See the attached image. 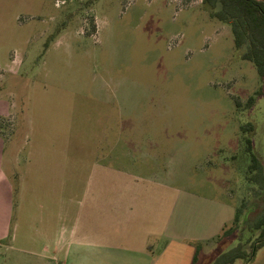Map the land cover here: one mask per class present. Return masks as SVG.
<instances>
[{
	"label": "rangeland",
	"instance_id": "obj_1",
	"mask_svg": "<svg viewBox=\"0 0 264 264\" xmlns=\"http://www.w3.org/2000/svg\"><path fill=\"white\" fill-rule=\"evenodd\" d=\"M243 52L204 0H0V135L14 185L0 264H189L194 250L178 240L156 256L162 213L184 229L193 215L215 222L198 233L210 239L197 264L235 246L238 234L211 237L233 220L226 204L246 202L251 218L264 206L246 150L250 137L264 166V81ZM131 181L133 208L105 200L101 211L95 197ZM179 186L204 199L176 203ZM2 220L0 208V230ZM234 264H264V246Z\"/></svg>",
	"mask_w": 264,
	"mask_h": 264
},
{
	"label": "trees",
	"instance_id": "obj_2",
	"mask_svg": "<svg viewBox=\"0 0 264 264\" xmlns=\"http://www.w3.org/2000/svg\"><path fill=\"white\" fill-rule=\"evenodd\" d=\"M204 3L211 16L231 25L236 46L244 49L243 58L255 63L264 81V0H204ZM260 90L262 91V89ZM254 100V97H250L247 105L251 106ZM253 128L252 123L242 127L244 131ZM246 142V150L252 157V163L248 169L251 173L249 178L257 182L260 189H263L264 166L254 151L252 139L247 137ZM246 206V202H243L236 209L234 219L226 223L217 236L218 240H223L233 238L238 234L236 238L238 243L221 252L210 264H234L239 259L249 260L255 256L257 250L264 246V206L253 218L250 217L251 210L246 217L244 216ZM258 206L261 207L260 204ZM244 220L247 221L251 234L255 230H260L259 236L251 244H249L251 234L245 239V233L242 230ZM195 247L193 264L198 263L204 243L197 241Z\"/></svg>",
	"mask_w": 264,
	"mask_h": 264
},
{
	"label": "crops",
	"instance_id": "obj_3",
	"mask_svg": "<svg viewBox=\"0 0 264 264\" xmlns=\"http://www.w3.org/2000/svg\"><path fill=\"white\" fill-rule=\"evenodd\" d=\"M6 152H7L6 141L0 135V197H2V199L0 200V208L2 209V217H3V220H2L3 226H2V229L0 230V239L5 238L10 232V226H11V221H12V212L14 209V197H13L14 185L12 182V178L10 177L8 169H7L8 166H7V158H6V155H8V153L10 151L8 153H6ZM11 157L12 156H10V158ZM96 183L97 182H95V185H96ZM139 185H141L139 181H134V182L131 181V183L118 184L117 186L113 187L112 197L108 196V195L104 196V194L96 196L95 200L97 201V205L100 201L101 211H109L108 208H105L104 204L105 205L110 204L112 207L111 209L113 211L116 210V212L119 210H122V206H126L127 210H128V208L129 209L133 208L129 204L125 205L123 202L126 200H129V199L132 202L134 200H136V195H135L136 193L133 189ZM185 187L186 186H179L178 188H175L174 192H175V194H178V195H175V199H176L175 202L176 203H178V201L181 198H186V200H190L189 197L197 198V199H199V198L204 199V197L198 196V193L194 192L192 190L185 192V190L183 189ZM191 187L195 188L193 186H191ZM114 189H115V191H114ZM105 200H108L109 203L103 204V202ZM205 200H202L203 205L201 206L200 209L202 212H204V213H206V215H208L210 212H212V207H213L214 201H213V199L209 200L208 197H206ZM196 202H198V201H196ZM226 207H229L227 209V213L230 215L229 216L230 220L234 219L235 214H236V209H237L236 206L234 204L227 203ZM185 211H187V209H185ZM219 211H222V209L220 208ZM164 214H166V213H162V215H163L162 217L159 216V218H162V222L160 224V227L162 225V230H161L162 232L160 233V230L158 232L161 235H163V238H166V242H165L166 245L163 247L162 250L157 252L156 256L161 258L163 256V254L167 251L169 245L171 244V241L178 240V241H180V243L182 242L181 244H185L186 248L188 246H191V248H193L194 251H193L192 256H191V252H188V257L191 258V262L189 264H193L194 255H195V251H196V247H195L194 243L197 241H202V242L209 241V239H210V238H208V235H204V234L202 235L201 234V236H200L198 233H200V232L204 233L206 231V229H209L211 226H214L215 222L210 223L208 221L205 223H199L196 215H193L188 227H186V229H184V224H183L182 219L176 218L175 220H173V223H170V221H169V223L168 222L166 223V221L169 218L168 217L164 218ZM168 214H169V217L171 218L175 214V210H172ZM226 223H227V221H222L219 224V226L217 228H215V230H214L215 232H213V233H215V235L211 236L212 239H214V237L218 236L219 232H221L222 228L224 227L223 225H225ZM153 227H155V225H153ZM168 229H170V231H167ZM95 230H97V229H95ZM100 232H101V230H100ZM158 232L156 230L152 231L151 229H149L147 234H146L148 236L147 239H149L152 235H157ZM66 233H67V231L64 228H62V233L60 234L58 232L57 233L58 238L56 240H54V245L56 248L59 249V251H65V250L69 249V247L71 246L72 242L67 239L68 235L66 236V238H64ZM60 236H62V239ZM96 237H98V236H96ZM82 239H83L82 241H85L84 242L85 245H87L89 243H93L94 246L97 245L98 247L103 248L104 241H98L97 239H95L96 241L93 242L91 240H93L94 238H90V237H83ZM82 244H83V242H82ZM141 250H143L145 252L146 251L149 252V250L152 251V243H150L149 241L146 242V244L144 245V247Z\"/></svg>",
	"mask_w": 264,
	"mask_h": 264
}]
</instances>
